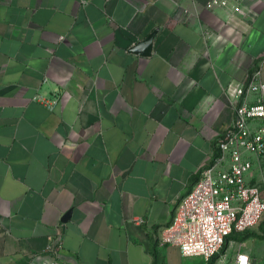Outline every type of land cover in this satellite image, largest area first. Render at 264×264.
Returning a JSON list of instances; mask_svg holds the SVG:
<instances>
[{"label": "crops", "instance_id": "crops-1", "mask_svg": "<svg viewBox=\"0 0 264 264\" xmlns=\"http://www.w3.org/2000/svg\"><path fill=\"white\" fill-rule=\"evenodd\" d=\"M88 1L0 0V264H204L158 237L264 81V4Z\"/></svg>", "mask_w": 264, "mask_h": 264}, {"label": "built area", "instance_id": "built-area-1", "mask_svg": "<svg viewBox=\"0 0 264 264\" xmlns=\"http://www.w3.org/2000/svg\"><path fill=\"white\" fill-rule=\"evenodd\" d=\"M245 1L208 0L206 9H230L239 14ZM258 1L264 4V0ZM258 75L255 71L236 88L232 127L217 140L212 163L180 199L172 223L158 237L161 244L179 248L184 257L209 263L219 255L216 264H257L237 240L229 239L252 233L264 220L263 193L253 182L255 161L264 160V81ZM55 104L53 101L48 107ZM230 243L237 246L233 254L220 256Z\"/></svg>", "mask_w": 264, "mask_h": 264}, {"label": "rangeland", "instance_id": "rangeland-1", "mask_svg": "<svg viewBox=\"0 0 264 264\" xmlns=\"http://www.w3.org/2000/svg\"><path fill=\"white\" fill-rule=\"evenodd\" d=\"M253 180L255 183H258L259 186L261 187L264 197V162L263 161L257 162V168L255 170ZM241 237L242 240H239L238 243L241 245L243 250L249 253L254 259V261L257 262V264H264V220L251 234L248 235L245 234L242 235ZM234 245L235 244L230 243L229 246L225 248V250L222 252L220 256L225 255V253H227L228 255H232L234 248L235 249L237 248V246ZM187 261L190 262V260ZM216 263L217 261H215L214 264ZM19 264H51V262L49 261V259L41 257V255H32L31 257L21 260V263ZM204 264H209V263L205 262Z\"/></svg>", "mask_w": 264, "mask_h": 264}, {"label": "water", "instance_id": "water-1", "mask_svg": "<svg viewBox=\"0 0 264 264\" xmlns=\"http://www.w3.org/2000/svg\"><path fill=\"white\" fill-rule=\"evenodd\" d=\"M153 47V36H150L143 42L137 43L134 47H132L131 52L141 55V56H148L151 53ZM72 211H69L64 217L63 222H67L69 217L71 216Z\"/></svg>", "mask_w": 264, "mask_h": 264}, {"label": "trees", "instance_id": "trees-1", "mask_svg": "<svg viewBox=\"0 0 264 264\" xmlns=\"http://www.w3.org/2000/svg\"><path fill=\"white\" fill-rule=\"evenodd\" d=\"M245 234H251V233H245ZM245 234H242V235H245ZM242 235H238V236H232V237H230V239L229 240H231V239H233V240H237V241H239V240H242ZM227 247V244L226 245H224V247H223V249L221 250V253L220 254H222V252L225 250V248ZM219 257V255H216L210 262H209V264H214L215 263V261H216V259Z\"/></svg>", "mask_w": 264, "mask_h": 264}]
</instances>
